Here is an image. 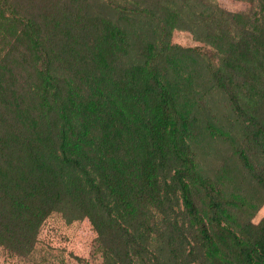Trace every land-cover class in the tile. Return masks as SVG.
Masks as SVG:
<instances>
[{
	"label": "trees",
	"instance_id": "trees-1",
	"mask_svg": "<svg viewBox=\"0 0 264 264\" xmlns=\"http://www.w3.org/2000/svg\"><path fill=\"white\" fill-rule=\"evenodd\" d=\"M236 1L0 0V247L58 212L108 264H264V0Z\"/></svg>",
	"mask_w": 264,
	"mask_h": 264
},
{
	"label": "rangeland",
	"instance_id": "rangeland-1",
	"mask_svg": "<svg viewBox=\"0 0 264 264\" xmlns=\"http://www.w3.org/2000/svg\"><path fill=\"white\" fill-rule=\"evenodd\" d=\"M229 12H242L248 5L236 0H217ZM98 10V9H97ZM171 43L181 47H202L186 31L175 30ZM258 226L257 239L264 247V204L252 218ZM0 264H108L98 247L97 234L88 219L67 223L58 213H52L42 223L33 250L25 256H15L0 247ZM207 264H214L209 261Z\"/></svg>",
	"mask_w": 264,
	"mask_h": 264
}]
</instances>
